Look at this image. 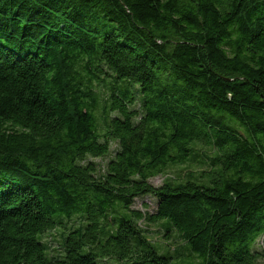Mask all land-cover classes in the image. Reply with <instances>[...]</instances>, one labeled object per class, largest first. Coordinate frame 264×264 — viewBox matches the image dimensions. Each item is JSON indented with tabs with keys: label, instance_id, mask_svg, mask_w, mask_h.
Wrapping results in <instances>:
<instances>
[{
	"label": "trees",
	"instance_id": "trees-1",
	"mask_svg": "<svg viewBox=\"0 0 264 264\" xmlns=\"http://www.w3.org/2000/svg\"><path fill=\"white\" fill-rule=\"evenodd\" d=\"M263 235L264 0H0V264H258Z\"/></svg>",
	"mask_w": 264,
	"mask_h": 264
},
{
	"label": "rangeland",
	"instance_id": "rangeland-1",
	"mask_svg": "<svg viewBox=\"0 0 264 264\" xmlns=\"http://www.w3.org/2000/svg\"><path fill=\"white\" fill-rule=\"evenodd\" d=\"M116 148V146L114 144H111V149L114 150ZM209 150H206V153L204 155V157L197 158L199 161H203L206 162V157L209 155ZM203 158V160L201 159ZM96 162H101L100 160H97ZM194 169H199L201 166H193ZM204 167V166H202ZM188 169L186 166L185 167H176L173 168L171 170L168 171V173L165 175H161L158 176L154 179L150 180L151 185L155 186V187H159L161 186L166 178H175L177 176H181V175H185L186 172L185 170ZM133 209L135 210H140L141 212H143L144 214H149V215H155L156 212V201L155 199L151 198V197H143V198H138L136 199V201L134 202L133 205ZM152 232V234H150V236H148V238L155 244L157 245L159 248H163L165 247V243L168 242V244H170L173 247L179 246L180 248L184 247L182 243L179 242V240L176 239L174 234H170L169 240H163L162 238V232L160 229V224H152L148 227ZM58 231L55 232H51L50 235H46V237L44 238V241L46 243H48L47 239L48 237H52V243L51 248L55 249L57 248V244H58ZM161 242V243H158ZM258 252H260L261 254H264V235L261 236L260 238H258V240L256 241L255 247H254ZM184 250V249H183ZM185 255L187 254L185 251L183 252ZM188 256V255H187ZM187 256H184L185 258H187ZM258 264H264V258H262Z\"/></svg>",
	"mask_w": 264,
	"mask_h": 264
}]
</instances>
